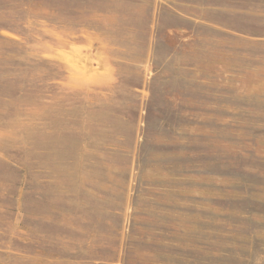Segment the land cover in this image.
I'll list each match as a JSON object with an SVG mask.
<instances>
[{
    "label": "rangeland",
    "instance_id": "374dc122",
    "mask_svg": "<svg viewBox=\"0 0 264 264\" xmlns=\"http://www.w3.org/2000/svg\"><path fill=\"white\" fill-rule=\"evenodd\" d=\"M0 264H264V0H0Z\"/></svg>",
    "mask_w": 264,
    "mask_h": 264
}]
</instances>
